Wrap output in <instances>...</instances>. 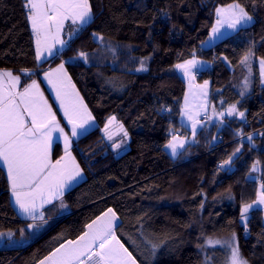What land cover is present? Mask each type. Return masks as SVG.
<instances>
[{
	"label": "trees",
	"instance_id": "trees-1",
	"mask_svg": "<svg viewBox=\"0 0 264 264\" xmlns=\"http://www.w3.org/2000/svg\"><path fill=\"white\" fill-rule=\"evenodd\" d=\"M90 3L93 22L59 55L39 64L25 0H0V71L17 74L25 87L40 81L47 69L65 63L97 121L73 151L86 177L95 179L105 195L77 207L75 190L69 191L64 201L73 204L72 213L39 229L0 214V232L12 231V239L21 241L24 229L26 240L0 245V264H37L61 244L76 240L109 208L119 220L116 236L137 264H206V257L208 264H225L228 253L209 250L207 243L233 233L240 247L252 248L253 263L264 264L260 213L247 214L246 226L241 220L243 205L256 200L264 183V86L257 64L264 58V0ZM230 4L243 7L253 23L205 48L216 10ZM250 49L255 53L254 71L245 73L241 60ZM195 57L213 65L198 78L211 81L213 109L224 112L237 105L245 112L246 138L239 139L231 124L214 120L172 159L166 149L169 141L190 136L180 122L187 84L175 66ZM112 116L129 137L120 157L113 149L116 143H109L102 133ZM0 196L9 209L8 182L1 168ZM153 244L159 247L154 250Z\"/></svg>",
	"mask_w": 264,
	"mask_h": 264
},
{
	"label": "snow or ice",
	"instance_id": "snow-or-ice-1",
	"mask_svg": "<svg viewBox=\"0 0 264 264\" xmlns=\"http://www.w3.org/2000/svg\"><path fill=\"white\" fill-rule=\"evenodd\" d=\"M25 8L27 18L31 21L36 35L38 59L44 51H47L48 56L60 54L59 50L53 52V48L58 43L63 49L66 44V41L60 38V32L66 20L71 19L73 24H79L81 28L94 20L90 0H25ZM216 11L219 18L216 21L217 26L212 28L214 35L210 37V40L217 38L215 34L219 33V28L224 24L235 30L238 29V26H247L252 21V16L239 4H230L226 9L218 8ZM80 56L87 59L84 53H80ZM254 56L255 53L250 49L241 60V64H248ZM197 64L199 62L192 59L183 64H177L175 67L183 70L191 80L193 78L191 69ZM259 65L261 83L264 84V58H260ZM141 70H145L143 65ZM45 76L49 78L50 83L57 87L59 96L65 81L68 80L64 65L61 64L54 71L46 73ZM53 76L56 77L55 81L51 79ZM4 77L12 82L13 89L20 80L19 76H13L11 72H0V161H3L7 168L10 189L19 212L33 221H40V223L28 224L27 228L39 229L48 223L45 213L39 209H42L45 204H52L54 200L62 198L65 188L69 187L77 177H81L82 172L67 151L71 143L69 136L60 127L55 114L43 100L36 81L34 80L32 84L25 87L22 93H5L2 88ZM207 83L205 81L203 87L206 88ZM245 84H248V80H245ZM63 95L69 96L70 93L65 91ZM17 98L19 102H17ZM64 111L72 125L71 135L77 136V127H84L85 115L91 119L90 113H87L86 106L83 105L78 95L75 102L66 106ZM227 113L229 116L238 114L244 118V112H238L236 105L230 106ZM219 115L223 116L224 113H219ZM189 118L192 119L191 114H189ZM114 119L115 117L110 118L109 123ZM195 123L196 121L193 123V133H195ZM54 132L63 135L65 156L53 163L50 158V150ZM109 139H111V135H109ZM175 139L173 137V140ZM248 139L251 140V136H248ZM179 146L183 147V141L179 142ZM115 147L119 148L120 145L117 144ZM166 147L171 148L172 154L176 155L177 144L169 141ZM236 151L238 152L239 149ZM66 157L71 161V167L67 163H62ZM225 163L230 164L231 158ZM252 170L256 171L255 164L252 166ZM260 188L264 190V184H261ZM254 205L257 207L264 205V191L258 194L253 203L243 205L241 220L245 222V226L248 220L247 213ZM59 207L61 209L66 207L62 199ZM201 208H203L202 204ZM117 220L116 212L112 208L107 209L102 216H98L96 220L87 224L85 226L87 230L76 240H69L66 244H61L59 248L39 260L37 264H89V262L91 264H137L132 253L116 236ZM24 231V229H20L21 241L12 239L15 236L12 231L0 232V245L16 246L25 243ZM208 243L213 244V241L209 238ZM214 243L220 244L221 241L217 240ZM223 244L230 250L225 264H248L240 252L234 233L232 240L224 241ZM152 247L155 250L159 245L153 244ZM209 260L210 257H206V264Z\"/></svg>",
	"mask_w": 264,
	"mask_h": 264
},
{
	"label": "crops",
	"instance_id": "crops-1",
	"mask_svg": "<svg viewBox=\"0 0 264 264\" xmlns=\"http://www.w3.org/2000/svg\"><path fill=\"white\" fill-rule=\"evenodd\" d=\"M222 8L226 9L227 6L222 7ZM218 18L219 17H218L217 12H216V21ZM252 23H253V21H251L247 26L251 25ZM72 24L73 23H72L71 19H68L64 22L63 28L60 32V38L64 41H66V44L64 45L63 49H61L60 44L57 43L55 45V47L53 48V52H56L57 50H59L61 53L67 47L69 42L74 38L72 33L69 32V30H68V28L70 29L69 26H72ZM226 25L227 24H225L223 26L224 29L222 28L224 31L227 29H230ZM30 26H31V30L33 32V36H34V40H35L37 62L39 64H41V63H44L47 60H50L53 57L57 56V55L48 56L47 51H44L43 52V56H45L44 59H42V56L39 59L37 58L36 35H35V32L32 28L31 21H30ZM247 26H238V29H235V31L233 30L234 32L232 31V33H230V35L237 32L239 29H241L243 27H247ZM214 27H216V22H215ZM53 31H55L54 28H53ZM220 31H219V33H221ZM223 32H222V34H223ZM212 35H213V33L211 32V36ZM230 35H227V37ZM227 37H221V38L217 39L218 41H215L214 43H210L208 46H204V47L209 48V47L213 46L214 44L218 43L219 41H221ZM193 59L198 61L199 64H197L195 67H193L191 69L192 75H193V78L191 80L189 79L188 75L184 74L183 70L176 68L177 73L180 75V77L187 84V93H186V97H185V100L183 103L180 122L188 130V132L190 133V136H188V137L176 136L175 140H173V139L171 140L173 143L177 144L176 155L172 154L171 148H169V147L166 148L169 156L172 159H177L179 154L182 151H184L188 145L193 144L195 142V139H196V136L198 135V133L204 128V126L208 122L215 120V118L217 117L216 114L225 113V112H227V109L230 107L229 106L224 112H217L215 109H213V107L211 106V81H207L208 83H207V86L205 88L203 86H204L206 80L199 81L198 78L196 77V73H203L207 69L208 62L205 61L204 59H201L198 57H195ZM190 60H192V59H190ZM183 63H180V64H183ZM61 64L64 65L68 80L65 81L64 87L61 89V94L58 96L57 87L54 86L53 83L49 82V78H47L45 76V74L48 72L54 71ZM257 64H258V68H259V77H260V81H261L259 61H257ZM0 72H11V71H0ZM11 73L13 76H18L17 74H14L13 72H11ZM51 79L53 81H55L56 77L53 76ZM11 83L12 82L7 77L3 78L2 88H3V91L5 93H8V92L22 93L25 87L32 84V82H31L28 85H26L25 87H23L21 84V78H20L16 87L13 89L11 87ZM36 83H37L38 88H39V93L43 97V100L47 103V105L51 108L52 112L55 114L56 120L59 122L60 127H62L64 129V132L67 133V135L69 136L71 143H70V146L68 147L67 151L70 153L71 157L74 158L75 163L77 165H79V168L81 169V172L83 173L81 175V177H77V179L75 181H73L69 187L65 188L64 195L62 198L54 200L52 204H45L42 209H39V211H43L45 213V219L47 221H50L51 219H55V218L65 216V215L72 213L73 209L67 207L68 205L64 201L65 195L71 190H75V202H76L77 207H83V206L90 205L94 202H97V201L103 199L105 197V195H104L103 190L101 189V187L99 186L98 182L95 179H88L86 177V175H85V173H84V171H83V169H82V167H81L79 161L77 160V158L74 154V151H73L75 148L76 141H78L82 136H84L88 132L95 129L97 126V121H96L93 113L91 112L89 106L87 105L85 98L83 97L80 89L78 88V86L75 84L73 78L71 77L65 63L62 62V63L56 64L53 67L47 69L44 72V74L42 75L41 80L40 81L36 80ZM261 85L264 86V84H262V83H261ZM65 91L70 93V95L64 96L63 92H65ZM77 95L80 98V100L82 101L83 105L86 106L87 113H90L91 119H88L87 116L85 115L84 127L83 128L77 127L78 135L72 136L71 135L72 125L69 123L68 118L65 116L64 109L69 104L75 102ZM17 102H19L18 98H17ZM237 107L238 106L236 105V108ZM238 109H239V107H238ZM189 114H191L192 119L189 118ZM244 115H245V113H244ZM112 117H115V119L111 120V123H109L110 118H112ZM112 117H110L108 119V121L106 122L105 126L102 129V133L109 143H116V144H114L113 149L116 151V153H118L124 147L117 148V147H115V145H117V144L120 145L119 140H122V139H125V140L127 139L129 141V137L124 134L125 130L122 128V124L118 121L117 117L116 116H112ZM194 121H196L195 133H193ZM231 121L232 120H230L229 118L226 119V122L231 124V127L235 130V132L238 133L239 129L241 130L245 127L246 116L240 121L239 126L235 125ZM121 134H123L122 137H121ZM109 135H111V139H109ZM180 141H183V147L179 146ZM62 156H65V144H64V140H63V135L59 132H54L52 134L50 158H51L52 162L54 163L56 160H59ZM62 163H67L69 165V167H71V161L67 157L65 158V161H62ZM0 168L4 171V173L6 175V179L8 182V188H9V197H10V202H11V207L9 209H6L4 207L2 197L0 196V214L5 215V216H9V217H12L15 219L24 220V221L30 222L31 224L40 223V221H38V220L33 221L30 218L22 215L19 212L18 206L15 204V200H14V197H13L11 189H10V181H9L8 175H7V168L4 165L3 161H0ZM261 184H264V183H261ZM260 185H259L258 194L261 191H264L260 188ZM257 197H258V195H257ZM61 199H62L63 203L66 205V207L63 209H61L59 207ZM254 211H257L260 213L261 218H262V225L264 227V205H260L259 207L254 205L253 208L250 209L247 214H250L251 212H254Z\"/></svg>",
	"mask_w": 264,
	"mask_h": 264
},
{
	"label": "rangeland",
	"instance_id": "rangeland-1",
	"mask_svg": "<svg viewBox=\"0 0 264 264\" xmlns=\"http://www.w3.org/2000/svg\"><path fill=\"white\" fill-rule=\"evenodd\" d=\"M225 25V24H224ZM223 25V26H224ZM86 25H84L82 28L79 26V24H72V26H69L70 27V29L68 28V30H69V32H71L72 33V35H73V37H75L84 27H85ZM217 26V25H216ZM223 26H221L220 28H219V31L223 28ZM227 26V25H226ZM224 29V28H223ZM221 30L220 32L221 33H217V34H215L216 36H217V38L216 39H213V40H210V37H209V39L208 40H206L205 42H204V44H203V46H208L210 43H214L215 41H218L217 39H219V38H221V37H227V35H230V33H232V31L234 30V29H227V30ZM224 31V32H223ZM235 31V30H234ZM233 31V32H234ZM222 32H223V34H222ZM213 33V32H212ZM257 34H258V38H261V33L259 32H257ZM214 35V34H213ZM213 35L211 36V37H213ZM97 39H99V38H97ZM44 57L45 56H43L42 55V59H44ZM253 58V57H252ZM252 58L249 60V62H248V64H241V67H242V70H245V73H250V72H253L254 71V69H253V62H252ZM209 64V63H208ZM249 65H250V71H249ZM245 83V82H244ZM237 111L238 112H241L242 110H240V109H238V107H237ZM242 112H244V111H242ZM245 113V112H244ZM216 118H215V120L216 121H218V120H220V121H223L224 123L226 122V119H230V120H232L231 122L232 123H234L235 125H237V126H239L240 125V121L243 119V118H241L238 114H234V115H231V116H229L228 115V113L227 112H225L224 113V115L223 116H220L219 114H216ZM228 118H227V117ZM244 117H245V115H244ZM227 123V122H226ZM122 128L124 129V127L122 126ZM238 129V128H237ZM125 130V129H124ZM245 129L243 128V129H239V139L241 138V139H245L246 138V135L244 134V133H242V131H244ZM125 133H127L126 131H124ZM124 133V134H125ZM123 136V134H121V137ZM127 136H128V133H127ZM120 141V147H124V148H122V150H120L118 153H117V157H120L121 155H123V153H125L126 151H127V149H128V144H129V141L126 139H122V140H119ZM258 168V167H257ZM256 170H258V169H256ZM83 174V173H82ZM67 204V203H66ZM79 204V203H78ZM68 206L67 207H69V208H71V209H73V204H67ZM118 223H119V220H117V225H118ZM217 240H219V241H221V243L220 244H215L214 242L215 241H217ZM232 240V237H230V238H222V239H213L212 241H213V244H209V243H207V249L209 248V250H213L214 248H220L222 251H224V252H227L228 253V257H229V255H230V250L228 249V248H226L225 246H224V244H223V242L224 241H231ZM235 240H236V242H237V244H238V241H237V239H236V237H235ZM238 246H239V249H240V252H241V254H242V256L248 261V264H254L253 263V260H252V248L250 247V246H246V247H240V245L238 244ZM228 259V258H227ZM89 264H91V262H89Z\"/></svg>",
	"mask_w": 264,
	"mask_h": 264
},
{
	"label": "built area",
	"instance_id": "built-area-1",
	"mask_svg": "<svg viewBox=\"0 0 264 264\" xmlns=\"http://www.w3.org/2000/svg\"><path fill=\"white\" fill-rule=\"evenodd\" d=\"M212 67H213L212 63H209V64H208V69L211 70ZM200 75H201L200 73H196V77H197V78H199Z\"/></svg>",
	"mask_w": 264,
	"mask_h": 264
}]
</instances>
